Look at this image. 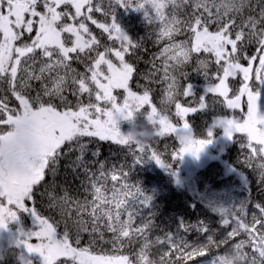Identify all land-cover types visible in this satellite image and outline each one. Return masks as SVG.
Instances as JSON below:
<instances>
[{
    "label": "snow or ice",
    "instance_id": "1",
    "mask_svg": "<svg viewBox=\"0 0 264 264\" xmlns=\"http://www.w3.org/2000/svg\"><path fill=\"white\" fill-rule=\"evenodd\" d=\"M116 5L144 10L149 23L159 20L162 26L157 38L168 41L158 54L162 68L154 57L148 62L152 68L140 74L147 82L137 84L138 88L143 87L142 93L130 87L137 69L125 59L126 54L135 55L142 44L131 40L117 24ZM169 5L173 12L166 16L164 10ZM256 5L257 15H249L237 23L236 16L206 10L198 0H0V232L8 231L10 223L18 222L21 213H28L39 230L19 229L15 245H22L27 253L39 254L43 264L58 261L62 264H148L145 250L149 243L145 230L152 221L149 219L143 227L134 228L137 213L129 201L147 204L150 197L137 185L122 183L117 187L126 173L118 176L113 172L111 189L103 184L97 186V182H106L108 178L104 165H100L97 182L92 183L93 199L83 203L74 201L75 208L65 213L76 214L74 239L67 226L62 239H57L58 222L44 217L26 202H34V189L44 180L46 170L56 174L65 145L69 151L78 149L82 156L87 150L83 138L122 145L133 142L121 133L119 122L127 120L134 111L142 115L140 110L145 105L151 106L148 85L161 71L162 80L167 82L165 96L174 99L175 116L182 124L173 123L168 115L158 113L155 106H151L148 120L154 129L151 137L174 134L179 141L174 160L183 159L186 153L198 158L205 146L212 143L213 129L221 127L230 139L236 133L243 134L252 153L249 159L259 157L264 161V109L260 104L264 92V0H256ZM185 9L190 11L180 19L177 10ZM247 9L254 10L253 0ZM95 13H100L103 19H97ZM89 22L110 43L94 34ZM182 32L187 38L177 42L175 36ZM201 52L214 58L211 62L216 70L210 74L209 61L197 59L194 70L208 82L206 94L199 96L198 107L182 106L177 96L195 95L192 85L181 86L179 78L187 77L184 66L192 61L193 54ZM74 63L83 65L84 71H79ZM116 90H122V96ZM209 94L222 99L206 103ZM10 96L14 101H10ZM217 104L233 112L240 110V115L213 116L212 126L206 127V138H195L186 116ZM148 140L135 141L140 153L135 164L147 158L175 175L173 164L163 162L155 152L148 154ZM257 167L264 178V162ZM109 191L111 195L107 194ZM61 200L62 208L71 202L67 195ZM246 206L247 202L238 209L214 207L212 211L221 215L223 226L233 225L229 237L241 232L247 234L248 240H241L235 247L247 245L253 249L255 254L249 256V264H264V206L256 205L260 216L253 213L250 221L246 219ZM191 229L200 233L209 230L204 222ZM191 229L185 226V231ZM81 233L92 237L88 247L80 246ZM108 233L111 235L106 239ZM133 235L144 239L135 260L121 254L125 242L130 244ZM33 239L37 242L33 243ZM166 240L179 253L175 264H189L198 257H206L209 247L215 243L211 235L203 244H189L183 238L177 240L170 235ZM92 244H111L113 254L104 252L103 248L96 253ZM217 257L211 264H220ZM162 264L173 262L162 258Z\"/></svg>",
    "mask_w": 264,
    "mask_h": 264
},
{
    "label": "trees",
    "instance_id": "2",
    "mask_svg": "<svg viewBox=\"0 0 264 264\" xmlns=\"http://www.w3.org/2000/svg\"><path fill=\"white\" fill-rule=\"evenodd\" d=\"M140 2H143V0H140ZM145 7L151 12L150 6L146 5ZM253 9V11L246 9L242 15H236L237 23L246 19L249 15L259 13L256 0H253ZM164 11L165 15L168 16L173 12V9L169 5ZM186 11H190V9L177 10L180 19L185 18L184 13ZM114 15L121 30L131 40L142 44V47L136 50L135 55L126 54L125 57L137 69L130 81V87L134 91L142 93L143 87L138 88L137 84L145 85L147 82L140 74L146 73L152 68V65L148 62L152 61L154 57H157L156 64L162 68V61L158 54L168 41L157 38L159 29L162 26L161 22L154 19L152 23H149L144 10L137 11L134 8L116 5ZM151 15L155 16L154 10ZM95 16L97 19H103L100 13H95ZM89 26L94 34L100 37L101 30L96 29L90 22ZM210 30H214V28ZM100 38L103 42L110 43L107 41L106 35ZM186 38L187 36L183 32L175 36L177 42ZM197 59L209 61L208 71L210 74L216 70V65L211 62L214 58L210 54L203 52L193 54L192 61L183 68V71L188 74L187 77H180L179 80L181 86L186 83L192 85L195 97L177 96V100L182 106L198 107L199 96L206 94L208 82L201 73L194 70ZM73 66L79 71H84L81 64L74 63ZM162 77L163 71L159 72L156 80L148 85L151 88V106H155L158 113L168 115L173 123L181 124L182 122L175 116L174 103L168 105L161 103L165 97L164 90L167 87V82H164ZM9 98L10 101H14L11 96ZM214 99L222 98H216L209 94L206 97V103L211 104ZM151 106L145 105L140 110L142 115H137V124H140V122L147 124L144 114L149 113ZM215 115L239 116L240 110L233 112L217 104L205 111L188 114L186 119L193 127L195 138H206V127L212 126L213 116ZM135 130L140 131L139 125ZM121 133L128 134L126 130H121ZM213 133L212 141L219 140L225 135L221 127H215ZM83 140L87 143L86 152L81 156L78 149L69 151L68 145H65L56 165V174L53 175L46 170L44 180L34 189V202H26L29 207H35L44 217L58 222L57 236L59 238L62 239L66 226L71 229L73 239L75 238L73 224L76 214L74 211L69 214L65 213L68 209L75 208L74 201L83 203L86 200L91 201L93 199L94 189L92 183L97 182L98 169L103 164L108 178L106 182H97V186L103 184L106 188L111 189L114 182L111 181L110 177L113 172L118 176H121V173H126V178L122 177L117 187L122 183L137 185L144 195L150 197L147 204L130 200L129 206L137 213L133 222L134 228L143 227V224L149 219L152 221L150 227L145 230V234L149 243L148 258L154 261V264H162V258L171 260L175 264L179 256V253L175 252L167 242V235L173 236L177 240L183 238L189 244L207 243V237L209 235L213 237L215 243L209 247L206 257H198L196 261H190L189 264H211L215 256L230 251L241 240H248L247 234L243 232L237 236L229 237L228 233L232 230L233 225L230 223L228 226H223L220 223L221 215L212 211L214 207L226 210L238 209L247 202L246 219L250 221L253 213L257 217L260 216L256 205L264 206V178H261L260 169L257 165L264 161L259 157L249 159L252 153L251 149L247 147V138L243 134L236 133L233 138H226L225 147L219 156H214L202 169L196 171L191 189L177 185L174 182L176 174L172 175L165 171L153 160L145 158L142 163L135 164L136 156L140 155L138 145L135 142L122 145L112 141H100L98 138H83ZM146 143L149 145V155L152 152L157 153L163 162L173 164V170L177 173L179 160H174L173 156L178 152L180 144L174 134L154 135ZM94 152H98V155L94 156ZM210 152L213 155L214 151L212 149ZM81 160H83V163H81ZM85 168H87V171ZM93 174H95V177ZM213 192L222 193L225 198L224 203L217 204L212 201ZM107 194L111 195V192L109 191ZM65 195L71 198V202L62 208L63 201L61 197ZM85 218L88 217L85 216ZM201 222L207 225L209 229L207 233H200L195 229H191ZM31 224L32 222L29 226ZM185 226H188L191 230L185 231ZM110 235V233L106 234L105 238L108 239ZM91 239L92 237L88 233H81L80 246L88 247ZM143 244V236L133 235L130 244L127 241L125 242L121 254L128 255L130 259L135 260L138 258ZM91 247L96 253H100L101 248H103L104 252L113 254L111 244H92ZM244 250L249 256L255 254L250 246L246 245ZM20 254L18 247L6 246L0 252V264H25V260L21 259ZM30 261L31 264H43L38 259ZM57 264H62V262L58 261Z\"/></svg>",
    "mask_w": 264,
    "mask_h": 264
},
{
    "label": "rangeland",
    "instance_id": "3",
    "mask_svg": "<svg viewBox=\"0 0 264 264\" xmlns=\"http://www.w3.org/2000/svg\"><path fill=\"white\" fill-rule=\"evenodd\" d=\"M117 93H120L122 96V90H116ZM260 104L262 109H264V92H262ZM246 110V109H245ZM150 112V111H149ZM124 123V124H123ZM182 124V123H181ZM139 125V124H137ZM120 131L126 130V133L130 132L131 129H133V126L130 125L127 121L121 120L119 122ZM227 136L221 137V139L212 141L205 149L199 154V157H194L191 154H185L183 156V159L179 160V170L177 171L175 175V183L179 186L185 187V188H192V180L195 176V173L198 169H202V167L214 156L218 157L221 151L225 147ZM180 148V146H179ZM211 149L214 151L211 155ZM179 151V150H178ZM212 201H215L217 204L224 203V197L222 193H214L212 195ZM30 222L32 224L29 226ZM23 228L25 232L27 231H38L39 225H37L34 222V218L31 217L28 213H21L20 219L18 222H13L9 224V230L0 232V252L6 247V246H15V239L18 235L19 229ZM57 239H61L58 236ZM33 243H36L37 241L33 239ZM19 248V252H21V256L25 261L28 260H34L38 259L43 263L42 258L37 253H27L26 249L23 248L21 245Z\"/></svg>",
    "mask_w": 264,
    "mask_h": 264
},
{
    "label": "clouds",
    "instance_id": "4",
    "mask_svg": "<svg viewBox=\"0 0 264 264\" xmlns=\"http://www.w3.org/2000/svg\"><path fill=\"white\" fill-rule=\"evenodd\" d=\"M198 3L206 10L216 11L220 15L236 16L242 15L245 12L251 3V0H198ZM161 103L168 105L174 103V99L169 100L165 96ZM138 114L139 113L137 111H134L132 116L128 117L127 120H124L133 126V129L128 134H126L133 142L139 139H150L154 131L152 122L148 120L149 113L144 114V119L147 124H142L140 122V131L137 132L135 130L137 127ZM208 145H206L205 148ZM204 149L202 151H204ZM145 251H147V249ZM217 259L219 260L220 264H249V254L244 250V247L237 248L234 246L230 251L218 255ZM148 264H154V261L149 259Z\"/></svg>",
    "mask_w": 264,
    "mask_h": 264
}]
</instances>
